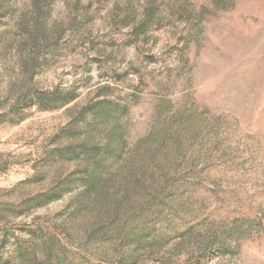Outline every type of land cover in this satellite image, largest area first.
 Returning a JSON list of instances; mask_svg holds the SVG:
<instances>
[{
	"label": "rangeland",
	"instance_id": "1",
	"mask_svg": "<svg viewBox=\"0 0 264 264\" xmlns=\"http://www.w3.org/2000/svg\"><path fill=\"white\" fill-rule=\"evenodd\" d=\"M0 264H264V0H0Z\"/></svg>",
	"mask_w": 264,
	"mask_h": 264
},
{
	"label": "trees",
	"instance_id": "2",
	"mask_svg": "<svg viewBox=\"0 0 264 264\" xmlns=\"http://www.w3.org/2000/svg\"><path fill=\"white\" fill-rule=\"evenodd\" d=\"M140 82H141V84L143 86H147L148 85L143 80H141ZM55 98H57V96H54V94H47L45 99H47V101H50V100H54ZM45 99L42 100V101L45 102ZM43 104H45V103H43ZM39 106L41 107L42 105L39 103ZM41 108L47 110L50 107L42 106ZM3 230L8 232L9 231L8 225H4L3 226ZM43 235L46 236L48 239H50V238H54L56 240L64 239V233H63L62 229H60V228H55L54 232H52V230H46V231L43 232ZM18 245L22 249H26V248H30L31 247L30 243L23 242V241H18Z\"/></svg>",
	"mask_w": 264,
	"mask_h": 264
}]
</instances>
